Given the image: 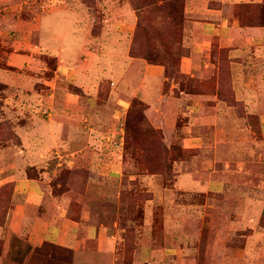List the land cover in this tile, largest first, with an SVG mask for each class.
Returning <instances> with one entry per match:
<instances>
[{
  "label": "rangeland",
  "instance_id": "obj_1",
  "mask_svg": "<svg viewBox=\"0 0 264 264\" xmlns=\"http://www.w3.org/2000/svg\"><path fill=\"white\" fill-rule=\"evenodd\" d=\"M0 264H264V0H0Z\"/></svg>",
  "mask_w": 264,
  "mask_h": 264
},
{
  "label": "crops",
  "instance_id": "obj_2",
  "mask_svg": "<svg viewBox=\"0 0 264 264\" xmlns=\"http://www.w3.org/2000/svg\"><path fill=\"white\" fill-rule=\"evenodd\" d=\"M30 190L28 192V199L30 200H34V201H40L44 198L43 194L41 195L40 193H37L36 192V188L34 185H31L30 186ZM33 190V191H32ZM31 206H34L31 204ZM20 219V218H19ZM34 223V222H33ZM32 223V231L35 229L34 228V225ZM38 225L37 227L38 228H42L44 225H47L46 224V221L45 220H38V223L36 224ZM67 227H71V224L70 223H66V224H62L61 226H56L54 227L53 231L50 229H48V226H47V230H40L38 232H34L31 233L29 235V237L27 238L28 242L30 243H38V242H42L43 240L45 239H48L47 236L49 237V235H51L50 233H53L54 232V238L56 239L57 242H59L60 244H64V243H68L70 242L69 239H70V236H69V230L68 228L66 229ZM46 228V226H45ZM65 230H68L65 232ZM27 243V242H25ZM21 246L19 247L20 249H27L28 247H24V242H20ZM28 250V249H27ZM100 258H103L105 256V253L104 252H101V254L99 253L98 254ZM80 256V255H79Z\"/></svg>",
  "mask_w": 264,
  "mask_h": 264
}]
</instances>
